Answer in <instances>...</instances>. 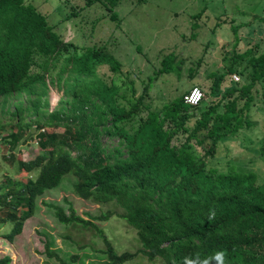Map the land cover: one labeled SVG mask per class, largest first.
<instances>
[{"label":"trees","instance_id":"16d2710c","mask_svg":"<svg viewBox=\"0 0 264 264\" xmlns=\"http://www.w3.org/2000/svg\"><path fill=\"white\" fill-rule=\"evenodd\" d=\"M95 2L117 19L119 0H86L85 6ZM248 52L233 53L227 71L211 73L208 93L217 99L208 105L199 107L204 98L185 104L189 89L154 110L144 102L146 87L136 95L130 86L127 94L113 75L102 77L103 68L122 71L103 47L78 49L28 0H0V132L8 130L7 160L16 159L11 152L32 126L40 149L17 160L26 178L6 179L0 225L10 220L12 227L2 236L12 242L20 235L38 198L71 175L65 187L74 195L109 208L84 218L66 199L68 211L43 204L61 224L95 230L104 246L99 264H122L139 254L165 264H264V188L256 174L207 168L190 150L193 142L209 141L204 153L212 156L221 138L252 122V89L264 78V51L248 59L247 83L223 89L226 75L240 72L233 66ZM175 58L174 52L165 55L148 84L162 72L179 74L183 61ZM51 86L58 98L49 109ZM113 216L135 231V251H118L96 225ZM45 252L65 263L48 245ZM78 258L72 254L68 261ZM10 262L9 255L0 257V264Z\"/></svg>","mask_w":264,"mask_h":264},{"label":"rangeland","instance_id":"374dc122","mask_svg":"<svg viewBox=\"0 0 264 264\" xmlns=\"http://www.w3.org/2000/svg\"><path fill=\"white\" fill-rule=\"evenodd\" d=\"M28 1L46 16L48 23L65 41L78 49L96 46L111 53L121 63L122 71L111 74L103 68L100 72L102 77L109 80L105 73L113 75L121 91L127 94L130 86L135 88L136 95L146 87L148 94L144 102L154 110L193 86L205 92L199 107L208 105L217 99L208 93L211 73L227 71L232 63V54L248 50L246 57L233 66L246 75L233 72L239 75V81L247 83L248 59L264 51V0H119L114 9L116 20L110 18V12L99 2L85 6L86 0ZM235 26L236 30H233ZM170 52L175 54L174 61H183L180 73L162 72L148 84V77L157 73L162 67L163 57ZM233 73L226 75L223 89L232 86ZM252 93L254 99L249 110L252 122L249 127H242L235 134L221 138L214 146L212 156L204 153L209 141L202 145L193 142L190 150L197 160H205L207 168L222 172H254L264 188V78L255 84ZM47 96L49 109H52L58 98L55 88L51 86ZM191 124L192 120L188 125ZM37 132L38 129L32 126L22 136L11 152L16 157L12 162L7 160L10 150L4 140L8 130L0 132V195L5 190L6 179L27 177L26 173L18 170L17 160H29L40 152ZM70 176L66 175L58 187L47 190L38 198L35 214L25 221L22 233L12 242L2 236L10 231L12 222L8 220L0 225V257L9 255L10 264H61L55 257H48L45 252L48 245L51 251L65 260L64 264H99L103 260L98 252L104 247L103 242L94 229L61 224L53 209L43 204L55 203L68 211L66 199L84 218L86 213L99 215L109 208V205L74 195L65 187ZM96 225L118 251H135L137 248L135 231L120 218L113 216ZM72 254H78L77 261H68ZM122 264L165 262L161 259L149 261L139 254Z\"/></svg>","mask_w":264,"mask_h":264},{"label":"built area","instance_id":"2783aa9c","mask_svg":"<svg viewBox=\"0 0 264 264\" xmlns=\"http://www.w3.org/2000/svg\"><path fill=\"white\" fill-rule=\"evenodd\" d=\"M232 82L239 81V75L231 74ZM204 98L203 91L198 86H193L190 90L183 95V102L190 106L198 105Z\"/></svg>","mask_w":264,"mask_h":264}]
</instances>
